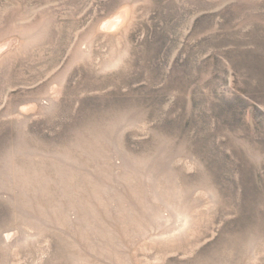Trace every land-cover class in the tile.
Returning <instances> with one entry per match:
<instances>
[{"label":"rangeland","instance_id":"374dc122","mask_svg":"<svg viewBox=\"0 0 264 264\" xmlns=\"http://www.w3.org/2000/svg\"><path fill=\"white\" fill-rule=\"evenodd\" d=\"M0 264H264V0H0Z\"/></svg>","mask_w":264,"mask_h":264}]
</instances>
